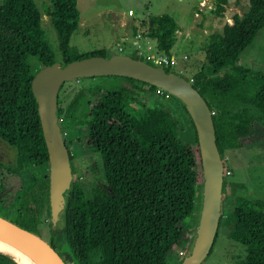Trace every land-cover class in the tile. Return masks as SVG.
<instances>
[{
    "label": "trees",
    "instance_id": "1",
    "mask_svg": "<svg viewBox=\"0 0 264 264\" xmlns=\"http://www.w3.org/2000/svg\"><path fill=\"white\" fill-rule=\"evenodd\" d=\"M227 2L213 0V12L221 16ZM45 13L57 33L61 64L91 54L106 56L104 49L81 53L69 44L79 18L76 0H50ZM41 17L34 0H0V139L15 150L14 160H0V215L37 234L38 209L47 202L48 154L30 82L38 68L54 61ZM263 21L264 0H248L231 22L208 35L191 76L179 74L206 100L221 158L227 149L264 141V72L237 63ZM139 25L157 51L171 54L180 27L171 14L149 15ZM138 26L133 24L131 31ZM115 76L122 79L118 86L81 87L65 106L57 94L61 132V116L84 125V135L75 140L98 152L100 177L90 183L72 180L61 227L51 226L49 243L71 264H167V254L188 240L186 218L200 200L202 168L194 125L174 95L142 80ZM155 92L181 102L192 140L179 137L182 125L167 105L151 104ZM63 138L68 149L71 140ZM8 175L24 179L13 194L1 196ZM223 217L228 236L245 249L240 264H264V200L236 196L218 225ZM0 264L18 263L0 252Z\"/></svg>",
    "mask_w": 264,
    "mask_h": 264
},
{
    "label": "rangeland",
    "instance_id": "2",
    "mask_svg": "<svg viewBox=\"0 0 264 264\" xmlns=\"http://www.w3.org/2000/svg\"><path fill=\"white\" fill-rule=\"evenodd\" d=\"M34 3L41 13L40 25L54 61L61 62L57 33L50 22L49 15L45 13L50 0H34ZM247 5L248 0H228L223 14L219 16L212 10L213 0H76L79 18L76 29L69 37V44L81 53L104 49L106 56L113 53L134 55L132 51H135L136 57L145 59L146 55L151 52L163 54L157 51L154 40L141 32L143 27L138 24L141 19L149 15L166 12L171 14L180 26L175 33L176 39L170 50L175 61L169 65V68L171 71L188 77L201 63L208 35L219 31L225 22H231L232 14L234 12L240 14ZM128 9L132 12L129 13ZM133 24L138 26L135 32L131 31ZM137 31L142 33L140 48H135L131 43L132 35ZM118 46H121V49ZM237 63L264 72V21L253 39L240 52ZM121 82V77L115 75L72 78L64 81L57 94L62 105L65 106L81 87L101 86L102 89H112ZM91 91L92 89L89 92ZM149 100L151 104L163 103L174 112L182 125L179 131L180 138L186 140L194 138L193 129L187 121L188 114L177 98L167 93L164 95L161 92H155ZM60 120L63 125V136L71 140L68 149L73 156L70 159L72 178L84 180L86 183L97 180L100 177L96 172L98 171L97 166L100 165L98 152L75 140L84 135V125L70 124L64 116H61ZM14 158L15 150L0 139V160L10 162ZM222 161L223 170L226 168L230 171L227 174L223 171L220 203L223 216L229 214L233 198L236 196L258 197L264 200V141L227 149L224 151ZM2 171L5 173L4 169ZM6 178V187L1 196L6 195L5 191L13 194L15 187H20L24 179V177L15 175H8ZM197 191L200 192L199 187ZM46 205V201L41 203L38 216L40 235L49 242L52 225L49 222ZM195 205L185 222V226L188 227V240L167 254V264H180V260L188 253L192 245L191 239L194 237L200 215V200L196 201ZM29 206L34 207V203H29ZM56 224L60 228L62 223L58 221ZM227 232L228 227L223 217L222 222L217 226L209 253L199 264H240V260L245 256V249L238 241L230 238ZM59 238L60 234L55 237V239ZM61 253L67 264H71L65 254Z\"/></svg>",
    "mask_w": 264,
    "mask_h": 264
},
{
    "label": "water",
    "instance_id": "3",
    "mask_svg": "<svg viewBox=\"0 0 264 264\" xmlns=\"http://www.w3.org/2000/svg\"><path fill=\"white\" fill-rule=\"evenodd\" d=\"M95 75H122L142 80L174 95L184 103L196 133L202 180L200 215L190 250L182 257L180 264H199L209 253L221 214L223 161L215 143L211 110L204 97L185 77L173 71H166L161 65L150 64L142 58H135L126 53H113L108 56L91 54L62 64L52 61L38 68L31 78L30 86L37 103L42 136L48 154L49 222L54 226L61 220L67 190L73 180L69 152L56 114L58 89L65 80ZM0 234L16 240L42 264H67L63 254L40 234L2 215Z\"/></svg>",
    "mask_w": 264,
    "mask_h": 264
},
{
    "label": "bare ground",
    "instance_id": "4",
    "mask_svg": "<svg viewBox=\"0 0 264 264\" xmlns=\"http://www.w3.org/2000/svg\"><path fill=\"white\" fill-rule=\"evenodd\" d=\"M0 252L18 264H42L34 254L5 234H0Z\"/></svg>",
    "mask_w": 264,
    "mask_h": 264
},
{
    "label": "built area",
    "instance_id": "5",
    "mask_svg": "<svg viewBox=\"0 0 264 264\" xmlns=\"http://www.w3.org/2000/svg\"><path fill=\"white\" fill-rule=\"evenodd\" d=\"M128 12L131 13L132 10L128 9ZM141 34L142 33L140 31H137L136 33H134L132 35L131 43H132V45H134L135 48H140V46H141V44H140V40L142 39ZM145 41L148 43L147 38H145ZM148 46H150V45H148ZM118 48L121 49V46H118ZM144 60H146V61L149 60L154 65L169 66V65H172V63H174L175 57L173 54H164V53L158 54L155 52H151V53L146 55V58ZM223 171L226 174L230 173V171L228 169H224Z\"/></svg>",
    "mask_w": 264,
    "mask_h": 264
}]
</instances>
